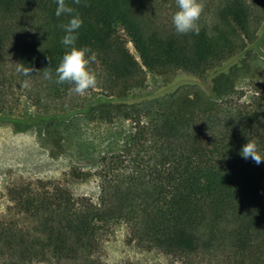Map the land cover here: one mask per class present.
Here are the masks:
<instances>
[{
	"label": "trees",
	"instance_id": "trees-1",
	"mask_svg": "<svg viewBox=\"0 0 264 264\" xmlns=\"http://www.w3.org/2000/svg\"><path fill=\"white\" fill-rule=\"evenodd\" d=\"M65 2L83 20L75 46L96 54L97 86L77 95L56 83L70 50L61 25L71 19L56 16L57 0H0V121L18 131L40 122L106 125L122 145L114 150L118 136L108 135L98 203L50 183L13 190L29 224L0 222L1 264H103L101 242L120 223L146 251L264 264V161L241 155L254 140L264 156V97L234 100L239 67L221 69L256 38L264 0H223L212 23L185 35L147 21L139 0ZM17 63L34 69L27 88ZM48 67L51 79L42 72ZM174 71L206 78L208 90L189 83L153 98L133 94L148 72ZM22 97L36 114H21ZM58 148L54 156L65 151Z\"/></svg>",
	"mask_w": 264,
	"mask_h": 264
},
{
	"label": "rangeland",
	"instance_id": "rangeland-1",
	"mask_svg": "<svg viewBox=\"0 0 264 264\" xmlns=\"http://www.w3.org/2000/svg\"><path fill=\"white\" fill-rule=\"evenodd\" d=\"M222 1L202 0L205 7L198 24L212 23L214 10ZM178 10L176 0H139V12L147 21L149 19L161 27L172 26V16ZM129 49L137 57L132 44H129ZM232 67H239L236 69L239 78L234 100L239 98L241 102L248 103L252 96L264 97V22L253 42L247 40L244 51L225 61L221 69L229 71ZM189 83H198L205 90L209 87V80L186 71L148 72L145 85L132 92L153 98ZM19 109L22 115L37 113L24 97ZM66 125L47 126L40 122L25 131H18L12 122L0 121V222L29 224L15 206L12 192L29 184L38 188V182L63 187L75 198L87 197L99 202V160L111 141L108 135L118 136L115 134L118 130L106 125ZM121 145L119 136L113 139L114 150H119ZM59 146L65 151L54 156L50 150L58 153ZM73 170L88 172L90 176L85 180L76 179L72 176ZM98 256L103 264H225L222 257L199 255L179 259L155 250H143L131 242L125 223L116 225L104 237Z\"/></svg>",
	"mask_w": 264,
	"mask_h": 264
},
{
	"label": "clouds",
	"instance_id": "clouds-1",
	"mask_svg": "<svg viewBox=\"0 0 264 264\" xmlns=\"http://www.w3.org/2000/svg\"><path fill=\"white\" fill-rule=\"evenodd\" d=\"M74 3L79 5L80 0H74ZM58 7L56 8V16L68 14L71 19L67 24H62L61 27L65 30L66 35L62 38L61 43L66 47H70L63 55L59 66L56 68L57 84L68 83L70 93L84 95L89 89L97 86L96 73L90 68V64L95 62L96 54L88 47H76L77 35L74 33L78 30L83 20L75 9L68 6L65 0H57ZM178 11L172 16V23L177 34L185 35L190 32L199 33L198 21L204 11V3L202 0H176ZM75 13V14H74ZM91 53V55H89ZM17 71L20 72L25 79L22 81V86L29 87V77L34 71L31 67H26L23 64L17 63ZM41 72V71H40ZM46 79H51V67L42 70ZM241 155L244 159L251 158L257 165L264 161V156L259 153L257 142L248 141L241 150Z\"/></svg>",
	"mask_w": 264,
	"mask_h": 264
}]
</instances>
